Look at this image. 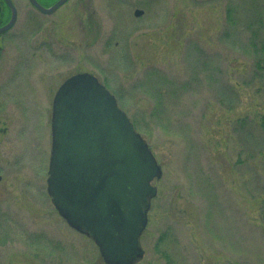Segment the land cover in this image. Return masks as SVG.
Here are the masks:
<instances>
[{
	"label": "rangeland",
	"instance_id": "374dc122",
	"mask_svg": "<svg viewBox=\"0 0 264 264\" xmlns=\"http://www.w3.org/2000/svg\"><path fill=\"white\" fill-rule=\"evenodd\" d=\"M12 2L16 23L0 35V264H105L46 194L51 99L84 72L162 171L136 264H264V70L250 48L264 39V0H68L51 14Z\"/></svg>",
	"mask_w": 264,
	"mask_h": 264
},
{
	"label": "water",
	"instance_id": "95a60500",
	"mask_svg": "<svg viewBox=\"0 0 264 264\" xmlns=\"http://www.w3.org/2000/svg\"><path fill=\"white\" fill-rule=\"evenodd\" d=\"M28 1L51 14L67 0L49 7ZM4 2L10 17L0 35L18 16L12 0ZM56 89L46 172L51 205L70 228L94 242L105 264H136L143 257L140 238L157 193L152 181L161 178V168L116 97L91 73L71 75Z\"/></svg>",
	"mask_w": 264,
	"mask_h": 264
},
{
	"label": "trees",
	"instance_id": "16d2710c",
	"mask_svg": "<svg viewBox=\"0 0 264 264\" xmlns=\"http://www.w3.org/2000/svg\"><path fill=\"white\" fill-rule=\"evenodd\" d=\"M56 0H42L43 5L50 6ZM10 17V10L4 0H0V26L7 24ZM251 47L253 49V58L255 69L264 70V39L252 40Z\"/></svg>",
	"mask_w": 264,
	"mask_h": 264
},
{
	"label": "flooded vegetation",
	"instance_id": "af4514ba",
	"mask_svg": "<svg viewBox=\"0 0 264 264\" xmlns=\"http://www.w3.org/2000/svg\"><path fill=\"white\" fill-rule=\"evenodd\" d=\"M38 2H39V4H41V6H44V7H46L45 5H43L42 3H40L41 1L40 0H37ZM51 5V4H50Z\"/></svg>",
	"mask_w": 264,
	"mask_h": 264
}]
</instances>
